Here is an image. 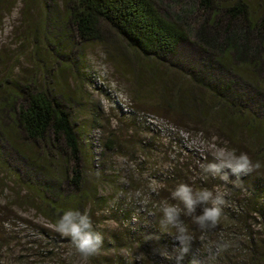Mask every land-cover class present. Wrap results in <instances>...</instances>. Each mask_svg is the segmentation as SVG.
I'll return each mask as SVG.
<instances>
[{"label": "rangeland", "instance_id": "374dc122", "mask_svg": "<svg viewBox=\"0 0 264 264\" xmlns=\"http://www.w3.org/2000/svg\"><path fill=\"white\" fill-rule=\"evenodd\" d=\"M68 1L0 0V113L3 99L10 100L14 89L30 80L38 87L46 85L70 110L80 140L82 187L89 195L83 209L91 207L94 227L104 235L101 253L89 264H175L154 250L174 255L176 231L163 234L167 239L163 246L153 239L143 248L135 232L140 216L153 214L158 203L162 207L173 203L167 195L179 179L166 184V176L167 167L175 164L178 155L179 161L191 165L189 180L179 184L227 194L222 221L208 232L213 236L219 232L231 243L218 255L205 252L201 260L190 252L181 264L194 259L200 264H264V215L258 212H264V163L254 153L260 141L242 136L231 144L226 136L218 137L214 123L206 131H199V125H176L162 110L159 91L149 93L147 81L144 85L136 82L134 73H142L139 54L104 23L97 39L81 40L68 21ZM247 1L264 12V0ZM259 113L264 115V107ZM6 116L0 117V128L11 123ZM12 134L10 141L28 143L23 132L14 130ZM214 136L219 138L216 146L244 152L261 168L239 179L231 173L227 181L208 179L201 165L214 162ZM253 182L262 184L261 191L255 187L253 194ZM160 186L165 189L162 194ZM25 194V187L0 164V264H80L70 238L57 234L44 207ZM115 198L118 203L111 207L109 202ZM250 198L253 203L247 207ZM109 207V214L96 215ZM201 211L197 207L195 214ZM231 213L245 220L229 222L226 218ZM113 223L118 227L111 228ZM196 230L197 234L201 231L198 226ZM112 236L115 242L110 241ZM164 246L170 250L165 252Z\"/></svg>", "mask_w": 264, "mask_h": 264}, {"label": "trees", "instance_id": "16d2710c", "mask_svg": "<svg viewBox=\"0 0 264 264\" xmlns=\"http://www.w3.org/2000/svg\"><path fill=\"white\" fill-rule=\"evenodd\" d=\"M68 3V21L81 40L97 39L104 23L139 54L142 73H134L136 82L144 85L147 81L149 93L159 91L156 94L160 106L176 125L182 128L199 125V131H206L214 123L218 137L226 136L231 144L242 136H248L254 143L260 141L254 153L264 163V115L259 113V108L264 107V12L251 7L247 0H69ZM11 97L8 101L3 99L0 113V117L7 115L11 120L0 128L1 166L25 187V196L44 207L43 213L52 223L64 210L83 209L89 195L82 187L80 140L65 102L46 85L38 87L33 80L14 89ZM14 130L23 132L28 143L10 141ZM180 158L178 155L175 164L167 167L165 175L166 184L179 179L171 184L172 191L180 180L188 181L187 175L191 173V165L179 161ZM261 185L253 182V194L255 187L261 191ZM163 190L160 186L158 192L162 194ZM171 193L167 197L172 200ZM251 203L252 198L247 207ZM158 205L150 216H140L135 232L140 248L153 239L163 246L167 241L163 234L176 231L161 223L162 205ZM258 212L264 215L262 210ZM189 217L181 218L194 237L190 252L199 260L205 252L215 254V245L223 240V234L217 232L218 236H213L208 231L197 234V225L191 226ZM236 218H239L236 213H231L226 220ZM110 241H116L114 236ZM37 253L42 254L39 250Z\"/></svg>", "mask_w": 264, "mask_h": 264}, {"label": "clouds", "instance_id": "9594fccd", "mask_svg": "<svg viewBox=\"0 0 264 264\" xmlns=\"http://www.w3.org/2000/svg\"><path fill=\"white\" fill-rule=\"evenodd\" d=\"M218 139V137H212L215 148L214 162L201 165V171L204 174L227 181L230 173L231 176L239 179L261 168L259 162L254 163L244 152L237 154L235 149L216 146ZM226 195L220 190L214 192L206 188L197 191L189 184L180 183L171 193L172 199L180 203H166L161 208L163 214L161 223L176 229L174 239L178 241V245L173 247L175 254L165 255L154 250L155 254L161 255L166 260L175 261V264H181L190 253L194 239L181 217L191 216L201 231L213 230L217 228L223 216V208L227 203ZM117 203L118 198H115L109 202V205L115 207ZM181 204L183 207L180 206ZM111 207L97 211L96 215L109 214ZM197 207L202 209L198 215L195 214ZM50 227L61 237L70 238L75 252L81 258L80 264H89L90 259L98 256L103 249L104 235L94 227L90 206L83 211L64 210L58 219L50 224ZM110 227L115 229L118 226L113 223ZM230 246V241L221 240L215 245L216 255L226 251ZM164 247L167 252V246ZM190 264H200V262L194 259Z\"/></svg>", "mask_w": 264, "mask_h": 264}]
</instances>
